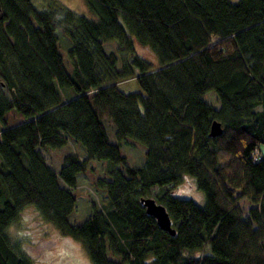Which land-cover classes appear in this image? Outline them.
<instances>
[{
  "label": "trees",
  "instance_id": "1",
  "mask_svg": "<svg viewBox=\"0 0 264 264\" xmlns=\"http://www.w3.org/2000/svg\"><path fill=\"white\" fill-rule=\"evenodd\" d=\"M85 3L96 19L58 0H0V264H35L7 234L28 208L81 241L94 264H264V0ZM131 79L141 91L120 88ZM12 110L24 119L9 126ZM70 142L83 154L67 153L56 171L44 151ZM127 142L146 147L143 166L124 155ZM93 161L105 165L104 207L92 203L73 224V191ZM185 175L202 205L177 194ZM143 198L166 207L175 235Z\"/></svg>",
  "mask_w": 264,
  "mask_h": 264
},
{
  "label": "rangeland",
  "instance_id": "2",
  "mask_svg": "<svg viewBox=\"0 0 264 264\" xmlns=\"http://www.w3.org/2000/svg\"><path fill=\"white\" fill-rule=\"evenodd\" d=\"M38 3L41 0H37ZM67 8L73 10L77 14L86 15L90 18L96 19L92 13L88 10L85 0H58ZM237 2L238 0H230ZM58 34L62 33L60 31ZM63 36V35H62ZM61 51L66 57L68 64L71 60L67 58V52L71 43L65 36L61 37ZM118 43H108L107 50L109 52L116 51ZM137 52L145 59L150 60L153 65L158 66V60L156 55L146 47H143L136 43ZM120 88L125 92L141 91V86L137 79H131L122 82ZM65 91H73V89H64L63 97L65 98ZM68 97V96H66ZM204 99L214 107H218V101L213 92L205 94ZM24 116L19 112L12 110L6 115V122L9 126L22 122ZM107 122L109 135L112 140H115L113 125ZM5 127L4 123L0 121V131ZM83 147L77 145L74 142H70L62 150H47L44 151L47 162L53 166L56 171L62 166L63 159L68 153H75L82 156ZM84 150V149H83ZM123 153L128 156L129 162L134 166L140 167L145 164L146 161V147L141 143L127 142L123 145ZM260 151L264 156V146L260 147ZM1 160V157H0ZM89 170L82 174L78 180V187L74 189V193L77 197L76 210L69 217V220L73 224H82L92 214V203H96L99 207H104L106 200V191L96 186V179L98 177L106 176L105 165L102 162L93 161L88 164ZM159 188L155 187L153 195L159 192ZM177 194L184 198L192 199L199 205L204 203V194L197 189L195 185V179L185 175L182 183L176 187ZM240 205L244 212L248 208V201L241 200ZM7 234L12 244L15 242L21 246L23 253H28L32 256L35 264H94L88 255V252L84 244L74 239L71 236L63 234L53 223L42 218L35 209H26L18 219L7 229ZM46 240V241H45ZM48 240V241H47ZM194 255L200 254L199 252L193 253Z\"/></svg>",
  "mask_w": 264,
  "mask_h": 264
},
{
  "label": "water",
  "instance_id": "3",
  "mask_svg": "<svg viewBox=\"0 0 264 264\" xmlns=\"http://www.w3.org/2000/svg\"><path fill=\"white\" fill-rule=\"evenodd\" d=\"M223 128L221 123L217 120H213L210 125L209 135L211 137H217L221 135ZM142 203L147 209V213L155 217L158 225L164 231L169 232L171 235L176 234V230L172 226V221L166 207L156 201L154 198H143Z\"/></svg>",
  "mask_w": 264,
  "mask_h": 264
}]
</instances>
